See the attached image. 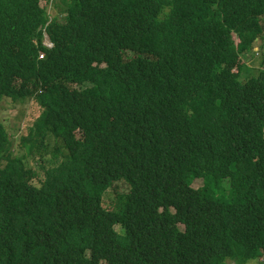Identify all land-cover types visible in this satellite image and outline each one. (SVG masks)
I'll return each mask as SVG.
<instances>
[{
    "label": "trees",
    "instance_id": "16d2710c",
    "mask_svg": "<svg viewBox=\"0 0 264 264\" xmlns=\"http://www.w3.org/2000/svg\"><path fill=\"white\" fill-rule=\"evenodd\" d=\"M59 3L0 0V103L42 109L26 155L0 120V264L264 260V0Z\"/></svg>",
    "mask_w": 264,
    "mask_h": 264
},
{
    "label": "rangeland",
    "instance_id": "374dc122",
    "mask_svg": "<svg viewBox=\"0 0 264 264\" xmlns=\"http://www.w3.org/2000/svg\"><path fill=\"white\" fill-rule=\"evenodd\" d=\"M40 4L45 6L50 16L61 15L62 8L59 0H40ZM47 41V39H45ZM264 49V40L257 39L250 52L240 57L239 63L244 64L242 74L249 73L256 75L261 68V55ZM241 74V75H242ZM244 76V75H242ZM241 77V76H240ZM41 107L32 99H25L23 101H12L9 98H4L0 103V120L4 123L10 140L12 142V150L14 154L26 155L27 147L23 144L21 146L20 136L27 133V127L31 126L34 120L41 112ZM52 156V155H51ZM35 157L26 156L25 163L30 167H35ZM42 177V175H41ZM203 178H196L193 180V186L199 187L202 185ZM36 185L40 184V178L34 180ZM225 182V181H224ZM224 184V183H222ZM127 191V185L123 181L115 183L114 187L109 188L105 195V203L111 205L122 204L121 196ZM118 232L123 230L116 226ZM228 264H238L233 261H228ZM245 264H264L263 258L260 256L256 259H250Z\"/></svg>",
    "mask_w": 264,
    "mask_h": 264
},
{
    "label": "built area",
    "instance_id": "2783aa9c",
    "mask_svg": "<svg viewBox=\"0 0 264 264\" xmlns=\"http://www.w3.org/2000/svg\"><path fill=\"white\" fill-rule=\"evenodd\" d=\"M45 39H47V41ZM44 44L46 46H48V47H51L52 46V43L50 42V40L48 39V37L46 36V34H45V38H44Z\"/></svg>",
    "mask_w": 264,
    "mask_h": 264
}]
</instances>
